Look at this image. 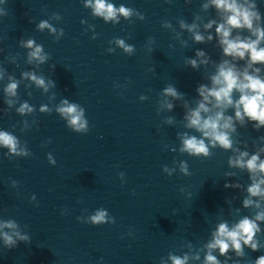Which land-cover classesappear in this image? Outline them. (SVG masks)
<instances>
[{"label":"clouds","instance_id":"obj_1","mask_svg":"<svg viewBox=\"0 0 264 264\" xmlns=\"http://www.w3.org/2000/svg\"><path fill=\"white\" fill-rule=\"evenodd\" d=\"M212 5L222 13H227L225 18V23L218 24L216 26V33L219 37V44L222 47L223 54L225 56H230L233 58H239L243 60L248 55V67L251 68L253 64H264V48L259 47V44L264 40V29L260 27L253 28L254 20H260V14L257 11H253L256 7L255 4H250L245 6L244 4L237 3V0H211ZM207 7V5H205ZM95 14L104 16V18L110 19L115 17L116 9L112 4H106L105 0H96L94 5ZM119 12L127 16L129 10L125 9L123 6L119 9ZM215 21L209 22L205 27L211 28ZM227 25V27L225 26ZM46 23H41L40 27H46ZM192 25L189 31L194 28ZM247 28L256 37L255 40L250 38L241 39L237 36L234 39H230L232 29H243ZM196 42H203L204 37L199 33L194 35ZM209 40L212 39L210 35ZM34 42L29 40L27 43L28 47H31ZM123 43L122 41L120 42ZM41 49L36 47L35 51L31 53L32 57L43 59L40 57ZM198 55H203L199 53ZM191 64L193 67L196 66V61L192 60ZM255 72H259L260 69L256 68ZM242 76V79H241ZM33 80L39 85H43L44 81L42 79H37V77L32 76ZM214 87L211 89L206 88L201 85L198 89L199 94L203 97V101L199 103L198 108L191 112L189 119V127H195L198 131L203 133L204 137H210L213 144L219 143V145L225 149H230L232 147V141L229 138V134L223 129L232 128V118H224L223 112H216L215 116H208L207 118L201 117V112H209V108L206 107V103H210V98L215 99V104L213 107H227L233 105L234 101L232 99L233 90H237L241 93L239 99L235 101V117L237 120L243 122L244 117H247L249 121L254 122L253 126L257 129L264 127V80H262L257 75H250L247 70L243 73H238L235 70V66H228V61H224L223 64L219 66L218 74L212 77ZM219 87H215V86ZM17 84L15 82L10 83L6 89V92L10 95H15V90ZM166 94L176 96V90L174 88H166ZM63 103L67 104V101ZM27 104L21 106L18 110L23 112L27 108ZM171 108V105H169ZM242 108V111H241ZM30 110V109H29ZM58 111L61 114L71 117L69 124L74 127L75 131L79 132L86 129V122H81L82 111L77 112V106L75 104H70L67 107L59 108ZM224 120L221 124L220 121ZM234 131V129H233ZM0 145L8 147L11 152L15 153L17 151V141L16 138L7 132L0 131ZM184 150H187L194 154H204L208 155V149L203 140H197L196 137H191L184 140ZM264 151V149H262ZM247 152L241 153V158L235 161L230 160L229 164L232 166H238L241 168L246 167L250 173L255 175L257 171L264 173V161L259 160L258 154H253L250 159L244 161L242 157L247 156ZM264 184V179L259 182H254L248 187V192L251 196L264 195V190L261 189L260 185ZM227 186V185H226ZM252 203L251 200H244V206L247 207ZM106 213L104 211L97 212L96 215L91 217V221L94 224H99L105 221ZM264 219V213H258L256 220ZM5 227H15L14 224L9 222L4 225ZM259 231L258 225L248 217L243 218L236 224L231 230H229L227 224H220L217 231L213 234V241L207 245L209 249H219L221 256L228 253L230 245L237 255L243 253L242 243L244 246L250 247L253 251L258 250V243L254 240L257 232ZM5 241L7 244L11 245L14 243L11 237L5 234ZM173 264H185L187 257L180 259L177 257H171ZM206 264H220L215 256L209 253L206 256ZM255 264H264V255L259 256Z\"/></svg>","mask_w":264,"mask_h":264}]
</instances>
